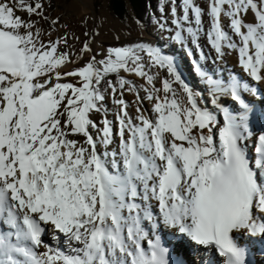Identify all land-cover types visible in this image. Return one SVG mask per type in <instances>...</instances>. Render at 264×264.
<instances>
[{"label":"snow or ice","instance_id":"6c2138e0","mask_svg":"<svg viewBox=\"0 0 264 264\" xmlns=\"http://www.w3.org/2000/svg\"><path fill=\"white\" fill-rule=\"evenodd\" d=\"M167 3L159 0L161 18L153 20L189 56V42L199 53L193 63L214 108L200 106V94L163 48L110 47L101 55L86 41L79 53L61 51L67 38L45 43L31 19H47L43 0H0V264H172L160 224L214 248L222 264H247L249 248L234 233L264 238V216L257 215L264 213V131L254 162L247 151L256 115L248 96H258L252 82H264V0H209L206 35L215 60L225 49L237 52L248 79L203 69V10L181 0L178 15L171 0L169 27ZM85 53H93L85 64L60 71ZM122 72L141 78V89ZM109 89L118 106L115 133L104 105ZM125 90L135 93V117ZM92 112L103 114L102 128ZM116 136L118 150L107 151ZM44 225L66 237L67 249L44 242Z\"/></svg>","mask_w":264,"mask_h":264},{"label":"bare ground","instance_id":"6f19581e","mask_svg":"<svg viewBox=\"0 0 264 264\" xmlns=\"http://www.w3.org/2000/svg\"><path fill=\"white\" fill-rule=\"evenodd\" d=\"M92 0H72L70 3L66 4H62L61 6H59L60 8L51 15V19H42L40 17H36V16H32L31 19L33 21H38L37 27L43 30V35H42V40L47 43L48 41H55L61 37H66L68 44L67 47H65L63 44H61V51H70L72 53H79L80 49L82 48V45L87 41L91 48L93 49V53H99L101 55L106 53V50L110 47H121L122 45H137V44H147V45H152V46H158L163 48L166 52L172 54L176 61L178 62V64L180 65V68L183 72V78L186 80V82L189 84V86L192 88V90L196 93H201V95L197 96L198 101H201L200 106H202V93L204 92L206 95V97H208L209 100V104L207 105L209 108H214V105L212 104V98L209 95L207 86L201 81V78L199 77V75H197V77H195V73L194 71L192 72L191 70H189V68L187 67V65H189L191 62H193L194 60L199 61L200 56L197 54L196 49L191 45V43L189 42V48H192L193 51V55L189 56L187 51L184 49L183 46L176 44L175 42H173L169 37L172 35V33L169 32H165V36L167 35V37L169 38V41L167 42V40H162L163 42L161 44H159V40L156 37V35L151 31V30H144L142 27H139L138 25H132L131 29H127L124 27L123 24L119 23V22H115L112 21L109 17H105L102 16L99 18L100 22L98 27H95L94 23V11L92 9ZM181 3V2H180ZM179 3V5H180ZM195 3L197 6H199L202 10H203V15H202V21H203V27H204V32L201 34L200 36V45L201 48L205 54L206 57H209L208 59H206L205 61H203L201 63V67L209 72H221L223 73L225 76L228 75L229 72L232 73H237L238 71H240V73L242 72V76H246V74L243 72L242 68L240 67L239 63H238V57H236V53L235 51H230L228 49H225V56L222 60L220 61H216L215 63L218 64V69L217 70H211L208 67H206V63H210V61H213V55L215 54L214 51L211 49L208 40H207V30L210 26V18L208 16V5H209V0H195ZM50 7V6H48ZM226 7V6H225ZM177 12L178 15H182V10L179 8V6L177 7ZM17 15H20L22 18L24 19H28L27 14L26 13H21ZM49 15L50 16V12L48 11V8L44 11V16L45 15ZM91 16V19L89 20V22H86L87 17ZM171 19L172 17L168 18V26L169 27H173L171 24ZM247 19L249 21H251L253 19L251 12L248 13L247 15ZM52 20H57L58 21V27L57 24L55 26L56 31L53 32L52 38H44L47 35V32L52 30L53 26L51 24ZM221 22L224 26V29L226 31H228V33L230 35H232L231 33V29L228 27L229 25V20L227 17L222 16L221 17ZM85 33H87V35H85ZM103 33H107L108 34V38H104L103 37ZM234 39L237 40L238 42V38H235L233 36ZM79 39V41H77ZM166 39V38H164ZM183 50L187 57L182 58V55L179 53V51L177 49ZM93 53H85L83 58L78 60V62L76 63H70L68 64L66 67H63L60 69L61 72H65V71H70L72 70L74 67H80L83 64H85L91 57V55ZM99 58V56H98ZM75 59V57H74ZM145 59H147V57H145ZM191 59V60H190ZM186 62L189 63L186 65ZM214 63V62H213ZM223 66V68H222ZM216 68V67H215ZM225 68V70H224ZM189 70V71H188ZM123 73V72H122ZM126 74L128 77H131L133 80H137V81H141V83H144L143 80L135 75H130L127 73H123ZM162 75L166 76V72L162 73ZM186 75V77H184ZM67 80L69 82H74V78L68 77ZM197 80L198 83L201 84V87L203 85V91L200 92V88H198V84L196 85V83L194 84V81ZM199 84V85H200ZM156 86L160 87V83L159 80L156 81ZM259 88V92H261V97L264 98V82H261L258 86ZM204 97V95H203ZM202 97V98H203ZM261 97H259V102L255 104V108H256V115L254 116V120L255 123L258 124V126L260 127L262 124V119L264 117V115H261V113H264V99H261ZM251 100V98H250ZM231 101H228V103H230ZM104 105L107 109V118L116 124V114H113V112L115 111L114 106L110 105V101H105ZM149 108H145L144 111H146V114H149L150 116L151 114V104L147 105ZM118 107V106H117ZM116 107V108H117ZM118 110V109H117ZM102 114V113H101ZM103 116V114H102ZM104 117V116H103ZM90 118L96 122V112H92L90 113ZM103 127V126H102ZM256 129H257V125L254 126L253 128V132L254 135L253 137L248 141V155H252V152H254V148L256 147V143H257V137L259 134H256ZM118 130V125H114L113 126V131L114 133ZM91 134L95 137L97 135V132L95 129H90ZM72 139H78L81 142L83 141V137H71ZM118 144H119V137L116 136L115 137V142L109 146V148L107 149V151L111 152V151H115L118 150ZM98 148V152L103 154L105 151V148L103 147V145H99L97 146ZM250 150L252 152H250ZM155 201L152 202V210L154 213H156L158 215V208L154 207ZM147 222V221H145ZM51 226V225H49ZM160 230H164L165 232H167L168 234H172L174 232L173 229L167 228L165 227L163 224H161L160 226ZM52 228V226H51ZM151 229V226L149 228V230ZM51 240H54V244L53 246H57L59 245V247H62V242L64 241V236L63 234H59V233H54L53 229L51 230ZM58 236L59 239H53V237ZM67 242V241H66ZM49 244L50 243H46ZM195 245V244H194ZM76 247H79V245H74ZM186 246V245H185ZM63 248V247H62ZM39 249H43L45 250L44 247H41ZM38 250V249H37Z\"/></svg>","mask_w":264,"mask_h":264},{"label":"rangeland","instance_id":"374dc122","mask_svg":"<svg viewBox=\"0 0 264 264\" xmlns=\"http://www.w3.org/2000/svg\"><path fill=\"white\" fill-rule=\"evenodd\" d=\"M71 1L72 0H43V3H44V11L48 8V11L50 12V16L47 15V14L45 16L47 17V19L48 18L51 19V15L53 13H55L60 8L59 6H61L64 3L68 4ZM125 1H126V5H127L128 14L123 18V20H120L111 11V8H110V0H92L91 2H92V9L94 11V17L93 18H94V21H95V23H94L95 27H98V25H99V22H100L99 18L102 17V16H105V17H109L112 21L119 22V23L123 24L124 27L127 28V29H131L132 28V25L134 24V25H138L139 27H142L144 30H151L156 35V37L158 38L159 44H161L163 42L162 40H165V41L167 40V42L169 41V38L167 37V35L165 36V34H164L165 32L160 31L158 24L155 23L154 20H152V23H150V24H148V23H141L140 21H138L136 19L135 15H134V13H133L132 8L130 7V5L128 3V1L127 0H125ZM155 1H157V0H155ZM180 2H181V0H176L177 7L179 6V3ZM48 6H50V7H48ZM158 6H159V3H158ZM171 7H172L171 0H168V3L165 5V12H164V16H165L166 19H168V18L171 17ZM156 10H157V12L156 11H153V13H152V11H151V13L156 18V20H159L161 18V13L159 12L158 8ZM17 13L18 14H21V13H24V12H17ZM90 19H91V16L89 15L87 17L86 22H89ZM52 26H53L52 30H50V31L47 32V35L44 37L45 39L46 38H49V37H50V39L52 38L53 32H55L56 31V28L58 27V23H57V27L56 28H55L56 24L55 25H52ZM103 37L104 38H108V34L107 33H103ZM164 38H166V39H164ZM77 41H79V39ZM79 44H80V41H79ZM122 46H127V45H122ZM181 51H183V50H181ZM179 53L181 54L180 51H179ZM184 54H185V52L183 51V53L181 54L182 55V58H184ZM184 61H185V58H184ZM186 65H187V63H186ZM75 68H79V67H74L73 69H75ZM65 72H67V71H65ZM121 75L124 76L126 79L130 80L134 85H136V87L138 89H141V86L143 85V83H141V81L133 80L131 77H128L126 74H123V73H121ZM184 77H186V75ZM200 83H198V81H196V85L197 84H200ZM198 86L200 88H202V91H203V87H201V84L198 85ZM199 94L201 95V93H199ZM144 95H145V93L141 90L140 91V96L143 97ZM203 95H204V97H203ZM206 95L207 94H205L204 92L202 93V97L203 98H201V99H202V106L203 107L205 106L204 103H203V101H207L208 102L207 105L209 104V100H208V97H206ZM117 98H119V93L117 94ZM123 98L129 104V107L127 109L128 113L131 116L135 117L136 116L135 109L137 107V104L135 102V93L129 92V91L125 90L124 91V94H123ZM107 100L110 101L111 107H112V105L114 106L115 111L113 112V114H116L117 111H118L117 110L118 107H117V105H115L113 103V97L111 95V90L110 89L105 93V100H104V102L107 101ZM149 104H150L149 101L143 100L142 110L143 109L145 110V108L148 109L149 107L147 105H149ZM96 115H97L96 123H97V125L99 127L102 128V125L100 124V121L104 117L102 116L101 113H98V112H96ZM114 125H115V122H114ZM51 230H52L51 226L46 225V232H45L44 238H43V240H44L45 243L46 242H48V243L50 242L51 244H54V240H51L52 239L51 233H50ZM63 238H64V241L62 242V247L64 249H67L66 237H63ZM45 250L38 249L37 251L39 253H43Z\"/></svg>","mask_w":264,"mask_h":264},{"label":"trees","instance_id":"16d2710c","mask_svg":"<svg viewBox=\"0 0 264 264\" xmlns=\"http://www.w3.org/2000/svg\"><path fill=\"white\" fill-rule=\"evenodd\" d=\"M133 10L134 15L143 23L152 22L154 16L151 11L158 8L159 0H127ZM150 2V3H149ZM111 11L120 19L128 14L127 6L124 0H110ZM109 79L115 80V76H110ZM106 87V85L104 86ZM104 90L103 88L101 89Z\"/></svg>","mask_w":264,"mask_h":264}]
</instances>
